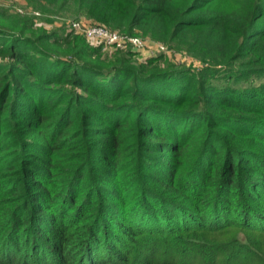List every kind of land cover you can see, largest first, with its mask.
I'll use <instances>...</instances> for the list:
<instances>
[{"label":"trees","instance_id":"obj_1","mask_svg":"<svg viewBox=\"0 0 264 264\" xmlns=\"http://www.w3.org/2000/svg\"><path fill=\"white\" fill-rule=\"evenodd\" d=\"M76 1L111 28L133 34L138 26L153 37L188 46L208 59V65L198 73L157 70L151 64L137 65L132 49H116L120 53L107 58L99 54V47H76L68 36L52 38L45 33L38 35L41 45L34 48L40 56H29L21 44L23 33L2 37L0 54L10 60L0 61V264L147 263L153 253L167 257L165 252L170 253L179 240L169 236L197 227L193 217L212 229L230 225L237 215L228 188L241 180L243 167L235 161H243L244 152L238 156L226 152L224 162L215 136L209 134L221 127V137L235 136L237 111L244 119L255 107H264V95L260 100L255 90L204 82L203 75L214 74L252 50H264V21L258 22L255 12L261 0H235L226 13L203 11L214 0ZM10 29L25 32L26 27L15 22ZM51 47L62 48L63 54ZM165 103L176 109L170 112ZM203 105L212 109L204 110ZM125 130L138 131V148L143 151L176 155L202 138L200 150L207 160L203 180L197 179L191 189L177 190L194 202H174L168 193L145 191V213L138 209L130 215L119 210L112 217L99 213L103 192L93 190L87 163L110 161L114 169L121 165L120 133ZM251 156L247 163L254 165L258 182L245 183V191L251 208L257 209L258 204L264 206V162ZM106 168H101L104 176L97 175H115ZM213 193L219 196L217 202ZM120 196L124 200L130 195ZM243 217L247 225L263 227L255 216ZM140 234L164 235L163 250H157L160 242L155 236L148 243L135 239ZM194 241L202 245L190 251L203 254L197 264H247L231 245L218 248L221 245ZM178 254L170 260L175 262ZM191 259L187 253L181 264H190Z\"/></svg>","mask_w":264,"mask_h":264},{"label":"rangeland","instance_id":"obj_2","mask_svg":"<svg viewBox=\"0 0 264 264\" xmlns=\"http://www.w3.org/2000/svg\"><path fill=\"white\" fill-rule=\"evenodd\" d=\"M234 3L235 0H214L209 5L203 7V11L206 13H226L232 9ZM260 5L261 7L255 10L256 15L259 16L258 22L264 21V0H261ZM15 22L24 25L26 27L25 32H14L13 29H10V25ZM77 22L102 23L107 25L105 21L89 16L88 12L80 7L76 0H57L54 3L49 0H0V30L5 31L0 32V41L4 36L23 33L22 36L25 39L21 41V44L27 52L29 51V56H40V53L35 52L34 48L41 45L38 35L44 33L52 38L68 36L76 47H99V54L107 58H112L118 52L120 53L115 48L87 38L83 32L76 29L75 23ZM113 29L120 30L118 27ZM122 30L125 31V29ZM133 34L141 36L146 41L144 48L129 51L133 52L132 58L137 61V65L142 62L151 64L157 70L182 69L186 70L187 73L190 71L198 73L201 67L206 68L208 65V59L204 56L202 59L197 52L189 49L188 46L177 44L175 41L167 42L161 38L153 37L150 32L138 26L133 28ZM243 37L246 38L245 35H242ZM156 42L163 43L165 49H152ZM49 50L56 54H63L62 48L51 47ZM251 52L249 56L245 55L244 57L234 59L230 65L223 67V69H218L214 74L203 75V81H210L212 84L220 87L232 85L242 89L255 90L261 100L264 95V50H259L258 52L252 50ZM9 60L8 57H2L0 54V61ZM244 73L250 74L249 78L245 79L243 77ZM239 78L241 80L238 81ZM166 105L169 106L170 112L176 109V106L173 104L165 103L164 106ZM203 109L211 110L212 107L203 105ZM170 112H167V116L173 117L176 115ZM237 113L235 119L239 130L235 136L221 137L223 136L221 127L215 128L214 132L211 131L209 134V136H215L214 140L218 144V148L222 150L219 158L222 159L223 157L225 159L224 162H228L224 158V155L229 151L234 156H238L237 154L242 151L248 156L244 159V154H242L240 158L243 161H235V163L243 167L241 180L239 183H235L234 186L228 188V191L232 190L229 196L237 214L234 217V222L221 228L207 229L203 228V224L198 221L197 217H193V220L197 221V227H194L193 230L181 231L174 237L169 236L170 238L179 240H175L176 245L174 244L170 253L165 252L168 255L167 257L161 254L155 256L156 253H153L150 255V262H141L140 264H181V257H184L187 253L193 255L190 264H197L196 260L200 258L202 260L203 254L201 256L198 255L199 253L190 252L193 246L201 245V242L194 241L197 239L207 242V245L210 246L221 245L217 246L218 248L227 244L231 245L235 249L240 250V254L236 255V257L243 262L247 261V264H264V224L262 228H254L251 225H247L243 217L255 216L258 220L264 222V206L258 204L257 209L251 208L253 203L248 200L245 191V183L255 185L258 182L256 172L251 169L254 165L247 163V160L252 154L259 161L264 162V107H255L254 110L246 113L243 117L244 119L240 117V112L237 111ZM203 124L200 127L203 128ZM137 133L138 131L136 132V130L135 133L132 130H125L120 133L123 136L124 142L118 159L121 165L117 168L114 169L113 165L108 164L110 161L107 163L92 161L87 163L86 169L90 171L87 179L92 182L91 186L93 190L98 189L103 192L101 200H98V202H101V209L99 210L101 215L109 213L112 217L115 214L114 212L117 213L119 210H125L126 214L130 215L134 209H138L144 213L147 212L146 206L148 204L146 205L147 202L143 201V198L146 196L145 191L157 196L168 193L171 196L168 199L174 202L192 203L195 201L177 190L179 187L191 189L197 179L201 180V182L203 180V168L207 160L205 157L203 158V150H200L202 138H196L195 143H190V145L181 150L180 154L176 155V152L172 153V151H143V149L138 148L139 137H137ZM214 153L215 151L212 152V154ZM102 159L104 158L102 157ZM232 161H234V157ZM102 167L114 170L115 175L103 177L104 173L101 172ZM97 174L103 176L101 177ZM149 174L152 177H149ZM157 176L162 178L161 182L156 180ZM206 180L212 184L213 189L216 187L213 184V180ZM81 184L84 186L83 182ZM175 185L177 188L174 190ZM125 193H128L130 196L123 200V197L120 195ZM212 197H214L213 202L214 200L217 202L219 196L213 193ZM196 201L198 200L196 199ZM182 213L192 215L191 212L187 211H183ZM141 234L136 236L135 239L139 238L142 243H148V240L152 236H155L154 239L160 242L157 250L159 252L163 250L164 244L162 242H164V235L157 236L152 234L149 235L150 237H146ZM127 242H131L130 238L127 239ZM136 243L132 241V244ZM167 244L169 243L167 242ZM173 249L177 250V252ZM171 253L173 255L169 257ZM176 253L179 254L175 259V263L174 260L170 259L175 258ZM164 261L169 262L164 263ZM242 261L240 263H243Z\"/></svg>","mask_w":264,"mask_h":264},{"label":"built area","instance_id":"obj_3","mask_svg":"<svg viewBox=\"0 0 264 264\" xmlns=\"http://www.w3.org/2000/svg\"><path fill=\"white\" fill-rule=\"evenodd\" d=\"M75 27L87 38L121 51L142 49L146 46V41L141 36L121 32L102 23L77 22ZM153 47L154 50L165 49L161 42H156Z\"/></svg>","mask_w":264,"mask_h":264}]
</instances>
